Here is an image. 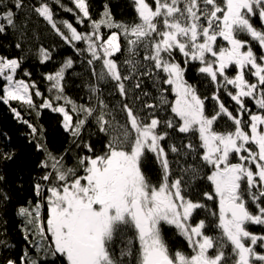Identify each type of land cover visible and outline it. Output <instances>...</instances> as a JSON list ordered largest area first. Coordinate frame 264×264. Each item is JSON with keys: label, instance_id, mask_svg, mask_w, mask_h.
I'll list each match as a JSON object with an SVG mask.
<instances>
[{"label": "snow or ice", "instance_id": "1", "mask_svg": "<svg viewBox=\"0 0 264 264\" xmlns=\"http://www.w3.org/2000/svg\"><path fill=\"white\" fill-rule=\"evenodd\" d=\"M54 3L75 23L57 20L50 0H0V35L18 34L22 52L0 55V102L45 153L44 172L32 185L36 200L17 212L28 247L19 257L5 255L10 246L0 234V264L49 257L51 264H264V0H134L130 22L116 20L107 4L94 19L89 0ZM29 13L81 57L89 103L65 94L72 57L46 75L50 96L24 78L32 73L23 68L22 43L39 39L28 35ZM39 57L50 61L52 51L41 46ZM189 65H198L210 94L188 81ZM113 95L120 100L110 106L106 97ZM42 109L61 114L64 132L87 153L74 156L72 166L69 150L53 152L43 126L25 118ZM93 126L103 134L102 148L90 140ZM148 153L158 165L155 183L142 170ZM14 155L0 149V161ZM8 201L0 187V206ZM165 225L190 253L170 247Z\"/></svg>", "mask_w": 264, "mask_h": 264}, {"label": "trees", "instance_id": "2", "mask_svg": "<svg viewBox=\"0 0 264 264\" xmlns=\"http://www.w3.org/2000/svg\"><path fill=\"white\" fill-rule=\"evenodd\" d=\"M28 4H35L36 0H26ZM57 20L67 19L75 23L73 13L64 11L59 5L54 3V0H50ZM62 3L68 7H74L71 0H62ZM90 12L93 18H98V14L104 11V5L107 4L113 17L120 21L130 22L136 18L134 0H89ZM23 18V16L21 17ZM25 23L30 30L28 35L32 33L38 35L39 39L32 41H24L22 47L24 48L25 61L23 68L32 73L31 77H24L35 81L41 92L45 93V96H50L47 92L49 82L46 80V75L54 72L61 65V62L66 57H72L76 61L73 68L68 69L65 74V94L72 100L80 104L89 103L88 97L90 95L88 84L90 77L85 70L86 65L80 63L81 57H78L71 46L66 45L60 40L58 36L51 29V26L42 18L38 17L35 13H29L25 19ZM79 30H86L84 25H77ZM62 30H65L62 28ZM66 31V30H65ZM107 31V29H104ZM243 38V37H242ZM20 42L18 34L13 33L11 30L7 34L0 35V55L14 58L22 55L21 49L15 48V43ZM49 48L52 51V60L42 62L39 57V47ZM81 42L77 43V47H83ZM119 59H123V56L117 54ZM177 59H180L177 56ZM198 65H189L186 78L188 81L198 87V90L210 94L212 91L209 82L199 74L195 67ZM230 72L229 75H232ZM22 73H18L22 76ZM103 87V85H101ZM151 91V89H146ZM105 91H111L110 88ZM2 94V93H0ZM225 100L226 104L232 105V102L226 97H221ZM39 103L40 97L35 98ZM109 105L112 106L120 100L117 95L106 97ZM12 107H18V103L11 102ZM25 118L29 119L32 123H38L43 126L45 139L47 141V147L55 153L64 152L68 149L66 160L69 166L74 164L73 157L78 154H87L82 152L80 148H77L72 142L69 135L64 132L61 127L62 116L59 113H54L50 109H42L40 115L37 116L33 112H25ZM90 140L97 148H102L104 141L103 134H99L98 130L93 126L91 127ZM0 134H6L10 139H4L0 135V149L4 151H12L15 153L13 158L8 161H0V174L4 175L6 184L0 186L4 188V191L8 193L9 201L0 206V221H7V224L0 222V234L6 232L4 237L9 244V249L4 253L5 255H11L13 257H19L23 254V250L28 247L23 233L21 231L22 218L17 214L20 206L25 205L28 201L35 202L36 197L33 191L34 179L41 176L44 169L39 167L40 162L45 158V153L38 151L35 147V142L30 140L28 127L15 119L13 113L9 110L8 105L0 102ZM85 140L89 139L88 133H85L82 137ZM180 138H183L182 136ZM175 142V141H173ZM195 142V141H194ZM142 170L146 176L155 183L158 178V165L152 156V154H146V158L142 162ZM211 207H215L209 202ZM199 218H205L203 212L199 213ZM165 238L169 239L170 247L173 249H180L190 253V249L187 248L186 242L182 237H179L175 230L164 226ZM249 230L253 232H260L261 226L250 225ZM212 235H217V231H212ZM117 246L120 244L119 238L116 240ZM35 253L34 249H30V254ZM42 264H51V257L47 261H43Z\"/></svg>", "mask_w": 264, "mask_h": 264}, {"label": "rangeland", "instance_id": "3", "mask_svg": "<svg viewBox=\"0 0 264 264\" xmlns=\"http://www.w3.org/2000/svg\"><path fill=\"white\" fill-rule=\"evenodd\" d=\"M35 253H31V255H33L34 257H42L43 256V253L42 252H37L35 249H34ZM45 261V260H42V262Z\"/></svg>", "mask_w": 264, "mask_h": 264}]
</instances>
